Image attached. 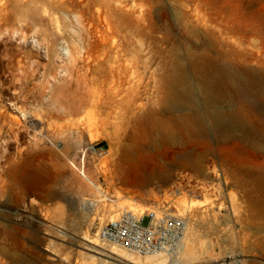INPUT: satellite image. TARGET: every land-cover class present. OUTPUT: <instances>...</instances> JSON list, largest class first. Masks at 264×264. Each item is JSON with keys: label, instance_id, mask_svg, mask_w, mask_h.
Here are the masks:
<instances>
[{"label": "rangeland", "instance_id": "obj_1", "mask_svg": "<svg viewBox=\"0 0 264 264\" xmlns=\"http://www.w3.org/2000/svg\"><path fill=\"white\" fill-rule=\"evenodd\" d=\"M259 1L0 0V264H100L106 256L123 264L96 236L101 216L109 220L107 210L120 204L173 207L198 229L195 244H213L219 259L233 251L248 264L264 263V217L254 220L248 206L264 155L246 144L223 142L212 129L177 136L164 148L175 164L172 181L133 192L115 174L123 136L142 130V115L159 116L154 78L203 33L217 45L219 38L235 44L225 30L229 13L237 2L259 9ZM118 53L136 69L116 92ZM252 63L244 68L264 79V67ZM257 104L264 117V99ZM33 175L41 178L36 193Z\"/></svg>", "mask_w": 264, "mask_h": 264}, {"label": "bare ground", "instance_id": "obj_2", "mask_svg": "<svg viewBox=\"0 0 264 264\" xmlns=\"http://www.w3.org/2000/svg\"><path fill=\"white\" fill-rule=\"evenodd\" d=\"M213 1L214 2L210 4L217 3L216 0ZM259 4V9L249 10L248 8V10H246L247 7L245 9L237 2V5H234L236 8L232 10L233 13H229V16H232V21L230 20L231 25L226 24L225 30L229 34L236 35L237 39L233 37L234 40L236 39L234 42L235 44H226L219 38L221 42L217 45L208 40L205 33H203V41L200 44L188 43L183 49H180L181 51L175 53V61L171 64V67L166 68L165 75H161L158 79L154 78L157 100L161 104V108L158 110L159 116L145 119L146 117L142 115L143 118L140 119L143 121V123L140 124L142 125V130L137 133H128L123 136L122 139L124 141L119 145V158L117 156L118 160H116L115 163V174L123 186L126 185L130 187V190L133 192H139L149 189L158 182L168 183L172 181L175 164L169 163L166 160L164 148L166 145L175 141L177 136H182L187 140L190 135L203 136V133L212 129L220 136L223 142L236 141L244 143L253 151L264 155V117L261 116L263 107L257 104L259 99H264V79L254 71L255 69L244 68V65L254 61L257 65L264 67V2L259 1ZM257 6L255 7L257 8ZM79 7L81 8V6ZM217 10L218 15H221L222 7ZM76 13L77 12L74 14ZM77 14L75 16L79 18L77 19L79 22L81 19ZM99 16L102 18V15ZM221 18L223 19L222 16ZM81 22L82 21H80L79 24L83 23ZM81 26L84 27V25ZM108 27H110L109 24ZM69 55L71 54L69 53ZM147 57L146 60L149 59V56ZM127 58L125 57V53H118L113 62L115 64L118 62V64L113 65L112 68V73L115 77L113 82L114 85L117 86L116 92L119 91V86H121L123 78L129 75V71L133 74V70L136 69L135 63L129 62ZM161 67L163 68V66ZM140 78H142V76ZM127 86L129 85L127 84ZM94 93H96V91ZM85 100L86 99L83 101ZM142 110H144V108ZM186 110H191L192 113L187 112L189 113L187 114L185 113ZM247 112H249V114ZM33 146L35 148L36 146L38 147L37 143ZM40 146L41 145H39V148ZM35 153L39 154L38 152ZM15 166L17 165H14V162H12L7 172V176L11 179L18 175L15 174ZM26 172L28 173L29 171ZM30 172L33 171L30 170ZM39 173H41V171ZM81 173L90 180L85 170H82ZM40 179L41 178H38L37 175L32 176V180H34L35 184L33 191H35V193L40 191V186L37 182ZM252 185L249 192L251 194L256 193L249 198L248 206L252 211V217L257 221L259 218L263 219L261 217H264V174L256 176ZM42 186L44 187V185ZM52 188L55 189V186ZM97 188L101 191L100 187L97 186ZM51 191H48L46 188L48 197L57 195L56 192ZM104 195L107 197L106 194ZM140 208L141 207L125 208L120 204L118 207L109 208L107 211L110 219H114L119 217L123 211L139 210ZM237 208V205H234V211ZM119 210H121V212H117ZM177 214L184 218L185 228L179 244L170 250L143 255L103 242L99 239L97 232L96 236L99 241L111 245V253L126 260L123 264H214L219 257H222L221 255L216 256L212 252L213 244H195V240L199 237L198 229L192 225L187 217L180 214L178 210ZM101 220H103V222L100 224V227L106 222L105 214L101 216ZM93 247L102 252V250H99L97 247ZM233 253V251H229L225 254ZM209 259L211 260L209 261ZM100 264L113 263L110 261L109 257L106 256L100 259ZM241 264L248 263L243 262Z\"/></svg>", "mask_w": 264, "mask_h": 264}, {"label": "built area", "instance_id": "obj_3", "mask_svg": "<svg viewBox=\"0 0 264 264\" xmlns=\"http://www.w3.org/2000/svg\"><path fill=\"white\" fill-rule=\"evenodd\" d=\"M99 228L97 233L103 242L146 255L175 248L183 234L185 221L173 207L142 206L139 210L123 211L119 217L107 220ZM243 262L247 259L238 254H228L214 264Z\"/></svg>", "mask_w": 264, "mask_h": 264}]
</instances>
